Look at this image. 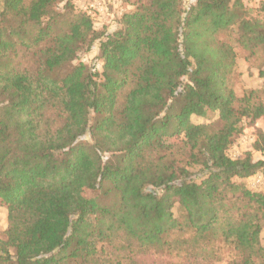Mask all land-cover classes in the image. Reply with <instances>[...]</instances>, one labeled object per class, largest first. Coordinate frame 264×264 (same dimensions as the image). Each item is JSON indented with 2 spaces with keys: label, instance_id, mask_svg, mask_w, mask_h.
I'll return each mask as SVG.
<instances>
[{
  "label": "trees",
  "instance_id": "obj_1",
  "mask_svg": "<svg viewBox=\"0 0 264 264\" xmlns=\"http://www.w3.org/2000/svg\"><path fill=\"white\" fill-rule=\"evenodd\" d=\"M122 1L110 30L72 0L2 1L0 264H264V191L240 181L264 158L227 153L264 120V69L232 82L264 52V0Z\"/></svg>",
  "mask_w": 264,
  "mask_h": 264
},
{
  "label": "rangeland",
  "instance_id": "obj_2",
  "mask_svg": "<svg viewBox=\"0 0 264 264\" xmlns=\"http://www.w3.org/2000/svg\"><path fill=\"white\" fill-rule=\"evenodd\" d=\"M0 0V9L2 5ZM77 8H80L86 11L92 16L93 25L96 29H101L102 27H107V29H113L116 24L117 19L121 13L128 11L130 6L124 3L122 0H72ZM257 2V1H256ZM251 2L250 10H248L251 16H256L257 12L255 11V3ZM192 3V0H184V6L187 7ZM80 60L88 63L89 65L95 66V69L101 70V60L97 58V48L93 47L89 52L83 53L80 55ZM264 69V52L259 53L255 57H252L250 60H246L243 54H238L236 57L235 64V74L232 76V82L237 93H241L244 89L249 88H258L261 83L258 72L259 69ZM65 70V69H63ZM194 122H210L217 119V114L209 113L207 118H192ZM243 131L242 133L235 138L227 153L232 158L240 157L246 151L252 152V157L254 160L259 158H264L260 152L254 151L252 149V143L256 138L257 131L264 130V120L262 118L257 119L254 123H250L248 120L243 121ZM182 136H172L166 137V142H179ZM190 173L193 177H198L201 175L200 167L193 166L190 169ZM244 185L253 190V191H264V176L261 172H257L247 178L240 180ZM83 194L86 197H92L98 194L97 190L84 189ZM6 205L0 200V233L6 227ZM96 215L92 214L88 218L87 224L85 226V231H88L89 236L94 235V221ZM260 240L264 245V228L260 232ZM225 253V252H224ZM223 261L216 262L214 264H226L224 259Z\"/></svg>",
  "mask_w": 264,
  "mask_h": 264
},
{
  "label": "built area",
  "instance_id": "obj_3",
  "mask_svg": "<svg viewBox=\"0 0 264 264\" xmlns=\"http://www.w3.org/2000/svg\"><path fill=\"white\" fill-rule=\"evenodd\" d=\"M242 1L245 2V3H251V2H256L258 0H242Z\"/></svg>",
  "mask_w": 264,
  "mask_h": 264
}]
</instances>
